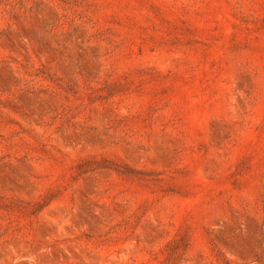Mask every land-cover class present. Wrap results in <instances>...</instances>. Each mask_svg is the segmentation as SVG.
Returning a JSON list of instances; mask_svg holds the SVG:
<instances>
[{
	"label": "rangeland",
	"instance_id": "rangeland-1",
	"mask_svg": "<svg viewBox=\"0 0 264 264\" xmlns=\"http://www.w3.org/2000/svg\"><path fill=\"white\" fill-rule=\"evenodd\" d=\"M0 264H264V0H0Z\"/></svg>",
	"mask_w": 264,
	"mask_h": 264
}]
</instances>
